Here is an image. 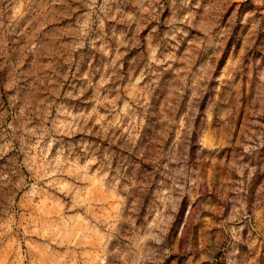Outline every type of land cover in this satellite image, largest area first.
I'll use <instances>...</instances> for the list:
<instances>
[{
    "label": "rangeland",
    "instance_id": "obj_1",
    "mask_svg": "<svg viewBox=\"0 0 264 264\" xmlns=\"http://www.w3.org/2000/svg\"><path fill=\"white\" fill-rule=\"evenodd\" d=\"M0 264H264V0H0Z\"/></svg>",
    "mask_w": 264,
    "mask_h": 264
}]
</instances>
